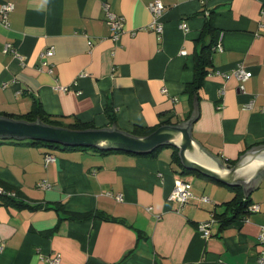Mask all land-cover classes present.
Masks as SVG:
<instances>
[{
    "label": "crops",
    "instance_id": "1",
    "mask_svg": "<svg viewBox=\"0 0 264 264\" xmlns=\"http://www.w3.org/2000/svg\"><path fill=\"white\" fill-rule=\"evenodd\" d=\"M152 1L0 0L13 4L8 24L0 23V113L23 114L37 100L50 115L102 128L110 127L109 106L118 129L128 131L180 124L196 108L191 136L224 165L264 142V0H159L160 33L149 28ZM107 12L124 19L116 40ZM206 20L212 28L205 41L222 49H212L211 72L190 97L184 88ZM8 42L24 64L3 51ZM50 45L52 72L39 57ZM238 66L250 78L223 77ZM170 155V149L145 157L0 143V179L18 193L17 202L0 196V264H46L42 257L55 253L60 264H256L264 176L244 193L259 210L234 219L225 202L235 192L205 179L194 183L197 177L179 172ZM177 174L192 184L193 198L182 208L167 200ZM85 212L107 218L68 217ZM212 218L204 237L198 225Z\"/></svg>",
    "mask_w": 264,
    "mask_h": 264
},
{
    "label": "water",
    "instance_id": "2",
    "mask_svg": "<svg viewBox=\"0 0 264 264\" xmlns=\"http://www.w3.org/2000/svg\"><path fill=\"white\" fill-rule=\"evenodd\" d=\"M192 115L180 124H162L146 136H133L116 125L95 129L73 130L65 127L14 120L0 116V139L33 140L57 143L62 146L93 147L100 150H121L146 154L162 145L178 149L180 163L185 170L231 186H242L245 194L252 191L264 176V144L255 145L239 156L233 166L203 149L191 136Z\"/></svg>",
    "mask_w": 264,
    "mask_h": 264
},
{
    "label": "trees",
    "instance_id": "3",
    "mask_svg": "<svg viewBox=\"0 0 264 264\" xmlns=\"http://www.w3.org/2000/svg\"><path fill=\"white\" fill-rule=\"evenodd\" d=\"M211 23L209 20H206L204 23V26L202 28V31L200 32V35L198 37V39L196 41L200 42V48L199 50L195 53L194 55V75H193V79L187 83L185 85L184 88V93H186L188 96L193 97V96H197V92L198 90L202 87L203 83H204V79L205 77L210 74V67H211V53H212V48H213V44H214V40L211 39L209 42L205 41L206 36L210 33L211 31ZM105 114L108 118V125L107 126H112V125H116V118L115 115L112 111V108L107 106L105 107ZM0 116H4V117H8L14 120H23V121H27V122H34L37 119L42 122L43 124H47V125H51V126H58V127H65V128H69V129H73V130H82V129H95L96 126L94 125L93 122H83L80 119H78L76 116H55V115H50L48 113H46L43 109L41 104L37 101L34 100V103L31 107V109L23 114H11V113H0ZM169 121H162L159 125L154 126V127H143L140 125H133L131 127L130 130L126 131L129 134L133 135V136H146L148 134H150L152 131H154L158 126L162 125V124H168ZM9 140H2L0 139V143H4V142H8ZM10 142H15V143H27L29 145H35V146H42L48 149H66V150H84V151H93V152H98L100 154L103 155H107V154H111V153H118V152H124V153H128V154H134V153H130V152H125V151H121V150H100L97 148H93V147H73V146H62L60 144L57 143H48V142H43V141H33V140H22V141H16V140H11ZM260 144H264V142L256 144V145H260ZM163 149H170L171 151V155H170V159L171 162L177 167V169L179 170V172H181L182 174H190V175H194L196 177L208 180V181H213L218 185L224 186L230 190H233L235 192L234 197L230 200L225 202L226 206L228 208L231 209L232 213H234V215L232 216L234 219H236V217H239V215H243V214H247L249 213L248 207L251 205H255L252 204L251 202V195L248 196H244V192L241 188V186H231V185H226L224 183H221L219 181H216L214 179H211L209 177H206L200 173L197 172H193V171H188L185 170L183 168V166L180 163V159L178 156V149H176L175 147L171 146V145H162L158 148H156L154 151L150 152V153H146V154H134V155H138V156H145V157H153L156 156L160 151H162ZM237 159L234 160H230V159H223L224 163H226L229 166H233L234 163L236 162ZM0 187H2V189L4 190V193H1L0 196H3L4 199L6 200H11V201H15L17 202L18 200L16 199L18 197V193L16 191V188L9 184L6 183L5 181H3L2 179H0ZM13 193L14 195H10L8 193ZM37 207H40V205H38ZM46 209H52L54 208L53 205H45ZM91 216H98L99 218H104L106 219L107 216L101 215L99 213H77L74 215H69V218H77V219H86V218H90ZM232 217H230L229 219H231ZM232 218V219H233ZM229 219H226L224 221H222L221 225L225 226L226 224L229 223Z\"/></svg>",
    "mask_w": 264,
    "mask_h": 264
},
{
    "label": "built area",
    "instance_id": "4",
    "mask_svg": "<svg viewBox=\"0 0 264 264\" xmlns=\"http://www.w3.org/2000/svg\"><path fill=\"white\" fill-rule=\"evenodd\" d=\"M205 0H201V3H204ZM107 9V6H106ZM148 9L152 15L151 22L149 24V28L155 30L156 32L160 33L163 29V24L160 20V17L162 16V13L164 12L165 6L164 4L159 1V0H154L148 4ZM13 10V4L10 3H4L0 6V23L7 25L8 24V13ZM206 15L208 14L207 12L205 13ZM108 15V24L110 26V29L112 31L111 38L113 40H116L120 33L124 29V19L122 17H117L109 12H107ZM182 27L184 25L182 24ZM259 27L263 28L264 25L263 23H259ZM213 50H221V45L219 42H217L213 48ZM3 51L5 53L10 52L12 55L19 60L21 64H24V59L25 57L20 54L17 49L11 44V43H6ZM55 52V47L53 45H50L44 49L39 55L40 57V67L41 68H46L47 71L52 72V65L49 63V59L54 55ZM251 72L245 70L243 67L238 66L235 68L231 73L224 74V78H229V77H235L237 80L244 82L248 78H250ZM263 86H264V77H263ZM54 89L58 91H65L67 90V87L62 86V85H56ZM243 89V85H240V90ZM223 93V90H220L219 94L221 95ZM218 108L221 107V104L217 106ZM247 108L251 107V103L246 105ZM44 160L46 162L54 161V157L51 155H45ZM40 186H46V183L43 182L40 184ZM3 193L2 190L0 189V194ZM10 195H14L12 192L8 193ZM109 195H112L111 193L108 192ZM116 200L120 201L121 200V195L118 194L115 196ZM193 198V192H192V184L190 179H186L185 176L182 174H177L176 179L174 181V185L172 190L167 196V200L178 204L179 208H182L186 203L189 202L190 199ZM200 199L204 202H208L210 199L205 196H201ZM248 210L250 212L252 211H258L259 207L258 205H251L248 207ZM214 219L212 218L209 221L202 222L198 225V230L202 233L204 237H209L210 236V227ZM258 244H259V249H258V254L256 258V264H264V227L261 228L259 234H258ZM3 249V245H0V251ZM42 259L46 262V264H60V255L58 253L49 255L47 257H42Z\"/></svg>",
    "mask_w": 264,
    "mask_h": 264
},
{
    "label": "rangeland",
    "instance_id": "5",
    "mask_svg": "<svg viewBox=\"0 0 264 264\" xmlns=\"http://www.w3.org/2000/svg\"><path fill=\"white\" fill-rule=\"evenodd\" d=\"M6 140H9L8 142H10L12 139H6ZM193 179H195L194 180V183H196L197 181H203V179H201V178H193ZM193 181V180H192ZM263 186H264V184H263Z\"/></svg>",
    "mask_w": 264,
    "mask_h": 264
}]
</instances>
